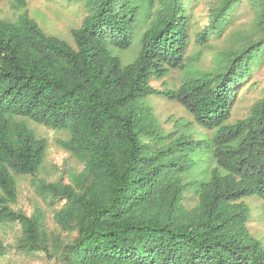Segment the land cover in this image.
Masks as SVG:
<instances>
[{
	"label": "trees",
	"instance_id": "16d2710c",
	"mask_svg": "<svg viewBox=\"0 0 264 264\" xmlns=\"http://www.w3.org/2000/svg\"><path fill=\"white\" fill-rule=\"evenodd\" d=\"M15 1L18 18L0 17V225L20 230L0 238V258L14 250L52 264H264L249 202L264 214V94L233 117L264 64V0H65L87 8L74 44ZM215 39L223 43L212 65L195 66ZM134 48L125 61L120 53ZM174 70L184 72L179 83L153 84ZM159 99L193 119L166 130ZM32 123L67 133L57 143L82 164L69 181L40 176L48 141ZM16 175L31 176L54 207L53 227L41 206L17 207Z\"/></svg>",
	"mask_w": 264,
	"mask_h": 264
},
{
	"label": "rangeland",
	"instance_id": "374dc122",
	"mask_svg": "<svg viewBox=\"0 0 264 264\" xmlns=\"http://www.w3.org/2000/svg\"><path fill=\"white\" fill-rule=\"evenodd\" d=\"M27 9L30 15L36 19L41 27L48 33L55 34L68 42L74 44L71 35V29L81 24L83 18L87 14V8L84 2H67L65 0H26ZM21 9L17 7L15 0H2L0 2V17L8 20H16ZM196 17L200 23H203L206 14V7L201 4L196 9ZM240 20L247 21L251 14L248 13V8H240ZM223 41L215 39L212 45L203 50L200 60H195L194 65L199 68H208L212 65L215 55L220 50ZM137 49L123 51L120 54L125 61L132 60ZM191 54H195L194 48L190 50ZM184 72L174 70L163 79L154 80L153 84L157 87H163V81L166 80L169 84L179 83ZM264 94V64L258 68L252 78L248 81L240 91L233 106V117L241 118L247 114L250 105L261 95ZM155 106V113L161 120L163 127L166 130L173 129V120L175 118L184 117L193 119L184 106L177 102L159 99ZM172 117V120H168ZM33 128L40 137H44L48 141L46 159L44 168L40 176L48 179H56L63 177L65 181H69L71 170H80L82 164L71 155L70 152L60 147L57 143L59 139L67 137L65 131L51 129L43 125L32 123ZM19 202L17 207L24 209L27 213H31L37 205L41 206L46 213L47 224L50 227L55 225L53 212L54 207H49L36 194L31 176L16 175ZM254 209H257L251 222V231L257 237L264 247V214L260 209L261 202L256 198L249 199ZM196 201H187V204L193 206ZM58 207V206H57ZM19 226L0 225V238H4L6 242L14 240L16 234L19 233ZM0 264H52L45 256L24 255L16 251H9L4 257L0 258Z\"/></svg>",
	"mask_w": 264,
	"mask_h": 264
}]
</instances>
